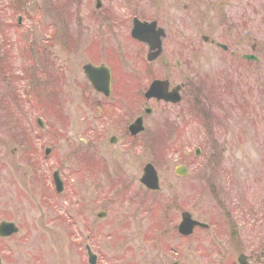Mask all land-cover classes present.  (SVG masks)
<instances>
[{
	"label": "rangeland",
	"instance_id": "obj_1",
	"mask_svg": "<svg viewBox=\"0 0 264 264\" xmlns=\"http://www.w3.org/2000/svg\"><path fill=\"white\" fill-rule=\"evenodd\" d=\"M193 1L186 0V3L193 6ZM87 3L88 0H0V151L5 146L3 154L0 152V160L2 155L6 156L10 165L17 167L10 176L14 179L9 187L10 202L8 206L0 207V219L12 220L19 226L16 235L0 241L2 264H67L68 242L69 264H86L84 241L90 232L95 236L90 238V243H97V230L103 224V218L97 217L99 211H106L105 219L111 220L129 219L146 225L150 219L151 211L139 207L141 201L119 200L117 188H133L135 195H127V198L134 196L141 197L145 202H159L160 208H165L162 206L164 204L179 203L183 183L178 180L175 168L184 161V151L187 150L194 157V148L201 143L203 154H209V146L203 142L211 137L204 135L203 125L190 121L194 118V109L189 98L177 104L147 101L142 93L151 80L149 78H142L136 86L133 85L135 91H138L134 99L124 98L126 84L121 82L120 71L115 75V98L104 100L93 92L82 68L93 57L83 46L93 32L107 25L91 23L90 34L85 33V12L90 10ZM187 10L183 21L186 73L189 77L201 72V76L211 78L213 74H219V69L210 60V55L203 63L195 62L190 39V36L195 38L194 24L191 25L193 12L187 13ZM260 21L256 12H250V43L258 42L261 33L264 34V30L258 28ZM124 32L125 29L118 27L114 34H110V39L102 44L108 46L112 43V46L102 51L94 49L95 59L102 54L105 61L112 62L114 58H131L136 55L138 43L128 39L131 37L128 32ZM71 34L73 41L69 39ZM71 42L74 43L73 50L69 49ZM247 52L252 51L249 49ZM260 58L261 61H249L240 68L243 71H238L237 77L233 76L238 81L230 83L227 89L229 94L217 93L218 100L213 99V96L210 101L214 103L218 115L224 119L223 122L235 134L229 145L230 161L234 169L247 164L251 177L250 187L262 189L263 55L260 54ZM4 60L6 71H3L2 66ZM137 69H143L142 65ZM6 75L13 78L3 79ZM29 79L35 82L36 87L32 86ZM99 103L109 107L116 104V107L108 109L110 114L100 116L97 113ZM207 105L213 106L210 103ZM146 106L152 109L151 114L145 116V131L137 136L141 143L131 148L132 140L124 134L123 129L112 124L118 119L122 127L135 114H141ZM129 111L135 112L126 114ZM38 117L42 120V127L36 122ZM185 119L190 124H183ZM204 122L208 123L207 120ZM235 122L239 124L233 127ZM2 132L8 133V136L5 137L6 134ZM21 132L29 135V139L26 136L24 141ZM113 133L120 137L116 145L107 141ZM199 133L201 140L197 141L196 135ZM218 138L224 137L218 134ZM237 138H242V141L237 143ZM83 139L87 141L88 147L84 145ZM14 147L16 151L12 152ZM46 147L51 149L49 158H44ZM32 149L38 155L39 179L35 187H29L28 190L26 185L32 183V177L27 174L20 160L30 154L28 150ZM244 155L245 158L242 157ZM145 162L153 163L158 171L161 187L157 191H148L139 182ZM54 168L63 175L62 193H55L50 182ZM0 172L3 174L1 169ZM254 178H259V185L254 183ZM169 184L174 189L168 190ZM186 184H190L188 180ZM192 184L197 186V183ZM189 189L187 186L184 190L185 202L189 205L195 202L206 205L220 202L206 190L202 189L197 195L193 188ZM50 191L53 197L48 196ZM206 208L209 206L201 207ZM160 213L153 219H163ZM107 255L110 260L106 264H121L115 261L116 258H110L113 254Z\"/></svg>",
	"mask_w": 264,
	"mask_h": 264
},
{
	"label": "flooded vegetation",
	"instance_id": "obj_2",
	"mask_svg": "<svg viewBox=\"0 0 264 264\" xmlns=\"http://www.w3.org/2000/svg\"><path fill=\"white\" fill-rule=\"evenodd\" d=\"M88 1L87 6L90 10L85 12V33L90 34L91 23L99 26L106 23L107 27L100 26L97 32H93L89 40H85L83 46L85 51H89L93 57V62L89 61L86 64L103 67V69L96 72L83 71L84 74L86 73V77L96 76L101 84L107 77L110 78L108 95H103L91 86L93 92L104 100L115 98L117 71H120L121 82L127 85V90L126 85L124 86L123 96L130 100L137 96L138 91H135L134 86L142 78L151 79L146 89L152 81L158 80L160 83L154 86V92L162 94L169 91L175 92L179 95V102L184 98H189L194 109V118L190 121H195L196 125H203L204 135L211 139L203 142L205 146H209L207 155L203 154L201 143L194 148V153L196 148L199 150L194 157H191L187 150L184 151V161L179 164L185 170L182 175H178V180L183 183L180 187L183 193L179 196V203L164 204L162 206L165 208H160L159 202H145L141 197L134 196L127 198V195H135L132 192L135 191L133 188H117L118 192L116 193L119 195V200L141 201L139 207L150 209V219L144 225L135 220L103 218V224L97 230L99 231L97 243H90V241L92 242L90 238H95L90 232L84 241L86 264H90V255L94 257V264H106L110 260L107 253L113 254L110 258H116L115 261L121 264H264V188L250 187L251 177H249L250 172L247 171V164H242L241 168L234 169L233 163L230 161L229 145L235 134L223 122L224 119L222 120L218 115L214 103L210 101L213 96L215 97L213 99H217V93L229 94L227 89L230 87V83L238 81V78H233V76L237 77V72L243 71L240 68L250 61L244 59L243 56L248 53L249 49L255 54L258 53L259 57L260 54L264 57V34L261 33L262 36L258 38V42L250 43L248 32L250 12L258 14L261 20L258 28L264 30V0H194L193 6L191 4L188 6L186 0ZM186 10L187 13L193 12L191 25L194 24L192 27H194L195 38L193 36L192 39L190 36V39L195 62L203 63L210 55V60L219 69V74H213L211 78L201 76V72L195 75L191 74L189 77L186 73V38L183 26ZM135 19L139 20L137 22L141 27L144 41L136 39L132 34ZM143 23L147 25H141ZM118 27L128 32L131 37H127L128 39L138 43V53L131 58H114L112 62L105 61L106 58L102 54L95 59L94 49L102 51L106 47L112 46V43L108 46L102 43L110 39V34H114ZM69 39L73 41L72 34ZM73 44V42L69 43V49H74ZM140 65L144 71L137 69ZM2 66L3 71H6L5 60L2 62ZM201 69L200 67L199 70ZM6 76L3 79L13 78L9 75ZM17 77L22 78L21 76ZM29 81L32 86L36 87L34 81L30 79ZM262 88L264 94V84ZM155 98L157 96H152L150 100L155 104L162 102ZM262 102L261 109L264 111V95ZM207 103L213 104V106L211 107ZM100 104H97V113L100 116L110 114L111 111L108 109L116 107V104L112 106L108 104L110 107L103 103L100 106ZM151 109V107H144L141 114H135L128 122H124L122 127H120L121 122L118 119H115V124H112L116 128L123 129L124 134L132 140L131 148L135 147L137 143H141L137 140V136L145 131V116L151 114ZM133 112L129 111L126 114L130 113L128 115H131ZM190 115L192 116V114ZM138 117L141 118L143 129L133 135L130 126ZM231 119L233 120V117ZM205 120L208 123H205ZM185 121L183 124H190L188 119ZM37 124L39 127L43 126L42 123L37 122ZM235 124L233 127L238 126L239 122H235ZM2 133L6 134L5 137L8 136V133ZM218 134L224 138L219 139ZM21 135L26 141L27 135L24 132H21ZM196 138L197 141L201 140L200 133L196 135ZM119 140L120 137L113 133L109 135L107 141L116 145ZM241 141L242 138L236 139L237 143ZM83 142L88 147L87 141L83 139ZM4 148L5 146L1 148V154H3ZM15 151L14 147L12 152ZM28 151L30 154L25 155L20 161L26 167L27 174L32 177V183L26 185L29 190V187H35V183L39 179L37 174L39 168L36 161L38 159L37 151L35 149ZM50 151L49 147L44 149V158L50 157ZM5 157L2 155L0 160V169L3 171V174L0 172V207L8 206L10 202L9 187L14 183L13 177L10 176L17 168L15 165L11 166ZM11 167L12 171L10 172ZM190 169L193 172H189ZM53 173L59 174L63 184L64 180L61 171L54 168L50 175V182L53 191L57 193ZM187 180L190 184L197 183V186L186 184ZM253 181L257 185L260 184L259 178H254ZM201 185L204 187L201 188ZM187 186L190 189L193 188L197 195L202 189L206 190L220 202L209 205L195 202L189 205L185 202L184 194ZM167 188L168 190L174 189L170 184ZM47 194L53 197V192L51 194L50 191ZM202 206H209V208L201 209ZM158 212H161L160 216L164 217L161 220H154L153 218L158 217ZM4 216L6 217V215ZM2 221L10 220L0 219V222ZM194 221L197 223L194 224ZM107 226L112 228H105ZM17 227L19 226L17 225ZM14 235L0 234V241L9 240ZM66 255L67 264H69V242ZM0 264H2L1 255Z\"/></svg>",
	"mask_w": 264,
	"mask_h": 264
},
{
	"label": "water",
	"instance_id": "obj_3",
	"mask_svg": "<svg viewBox=\"0 0 264 264\" xmlns=\"http://www.w3.org/2000/svg\"><path fill=\"white\" fill-rule=\"evenodd\" d=\"M137 22V21H136ZM132 34L141 39V40H145V38H142V31L140 30V27L139 25L136 23L133 27V31H132ZM246 58H249V59H257L256 56L252 55V54H248V55H245ZM85 70L86 72L90 71V72H96L98 69L90 66V65H87L85 66ZM89 72V73H90ZM89 79L91 80L93 86L104 92L105 94H108L109 93V87L107 86L108 85V81H105L104 83H100L98 81V79L96 78V76H88ZM154 86H155V83H153L150 88L148 89V91L145 93V96L147 98H149L150 96L152 95H156L157 97H164L165 100H170L172 102H176L179 100V96H176V97H172L173 95H176L175 93H164L162 94L161 92H154ZM143 129L142 125H141V118H137V120L135 121V123H133L131 126H130V130H131V133L135 134V133H138L140 132L141 130ZM178 173H180L181 171L178 169L177 170ZM140 181L143 182L147 187L151 188V189H156L158 188L159 184H158V178H157V174H156V171L155 169L153 168V166L151 164H147L145 167H144V170H143V174L140 178ZM60 189V188H59ZM105 213L104 212H100L98 214V216H103ZM4 226V227H3ZM3 226H0V227H3V229H6L5 232H2L0 230V234H11L12 232H14L16 230V228L14 227V225L12 223H4ZM5 227H9V229L5 228Z\"/></svg>",
	"mask_w": 264,
	"mask_h": 264
}]
</instances>
